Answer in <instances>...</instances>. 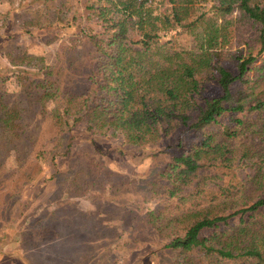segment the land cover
Returning <instances> with one entry per match:
<instances>
[{
  "label": "trees",
  "instance_id": "16d2710c",
  "mask_svg": "<svg viewBox=\"0 0 264 264\" xmlns=\"http://www.w3.org/2000/svg\"><path fill=\"white\" fill-rule=\"evenodd\" d=\"M50 180L41 216L76 211L106 247L264 264V0H0V206L38 225Z\"/></svg>",
  "mask_w": 264,
  "mask_h": 264
},
{
  "label": "rangeland",
  "instance_id": "374dc122",
  "mask_svg": "<svg viewBox=\"0 0 264 264\" xmlns=\"http://www.w3.org/2000/svg\"><path fill=\"white\" fill-rule=\"evenodd\" d=\"M236 14L237 11L230 15V17H235ZM238 26L240 29H244L245 27L244 24H238ZM184 36L187 37L188 35L185 34ZM25 44H28L27 40ZM28 50L36 52L40 50V48L30 47ZM36 118L37 116L32 113V120L36 121ZM58 160L60 165L66 164L65 159L59 158ZM138 162H140V157H137L135 162L132 158L124 159L117 153L113 154V156L111 154L109 160V164L117 170H132V173L137 172L138 174H140V172H145L148 168L146 166H140L137 164ZM141 163L145 164V162ZM230 179V174H227L225 183H229L228 180L230 181ZM45 184L43 189L44 192L33 202L32 206H30V210L26 212V214H37L31 217L33 221L41 216L40 213L42 211L45 209L47 210L46 207L52 209L56 201L57 184L52 180L47 181ZM34 187L35 185L32 183L25 189L24 193H27ZM209 187H215V184ZM188 189H191V192H194L193 194L195 196L201 195L203 197L204 195H212L214 193L220 194L222 191V189H220L217 192H212L208 189L196 193L194 191L195 187L191 188L189 186L186 190ZM72 200L77 203L75 208L92 212L94 211V206L95 208H100L102 213L106 214L108 217L118 216L114 204L110 202H106L105 205L96 202L93 205L86 198L74 196ZM151 203H154V200L149 204L151 205ZM74 204H72L73 209ZM13 206L15 207V199L8 201L7 205L4 207L0 206V264H155L159 259L154 258L152 254L153 251L158 250L160 247L156 244H148L138 250L137 248L132 250H119L113 248V246L111 247V244L115 241L114 239L111 244L106 247L102 239L103 233L98 230L92 231L90 225L87 226L83 224L87 223L88 220L79 217L76 211L73 212L71 219L57 218L48 220L42 215L40 217L41 222L38 225L23 224V226H21L20 222L22 219H18L14 214H11V207ZM68 223L72 224L69 226ZM112 223L117 224L116 222ZM24 233L25 235L23 237L25 238L20 236V234ZM109 233H113V231ZM66 234H74V236L64 238ZM117 241L118 240L115 242L117 243ZM160 262L163 264L168 261L167 258L164 259L161 257Z\"/></svg>",
  "mask_w": 264,
  "mask_h": 264
}]
</instances>
